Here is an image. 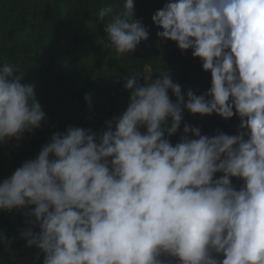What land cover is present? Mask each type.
I'll list each match as a JSON object with an SVG mask.
<instances>
[{
    "label": "clouds",
    "instance_id": "9594fccd",
    "mask_svg": "<svg viewBox=\"0 0 264 264\" xmlns=\"http://www.w3.org/2000/svg\"><path fill=\"white\" fill-rule=\"evenodd\" d=\"M106 17L116 55L149 40L134 0L100 7ZM151 21L159 40L199 59L210 88L182 91L167 70L125 76L126 109L99 135L53 132L0 181V212L32 218L21 236L42 264H264V0H167ZM185 111L239 125L202 134ZM45 119L35 85L0 66V144ZM0 243L13 240L0 233Z\"/></svg>",
    "mask_w": 264,
    "mask_h": 264
},
{
    "label": "trees",
    "instance_id": "16d2710c",
    "mask_svg": "<svg viewBox=\"0 0 264 264\" xmlns=\"http://www.w3.org/2000/svg\"><path fill=\"white\" fill-rule=\"evenodd\" d=\"M166 2L134 0V17L149 30V40L135 52L118 56L108 47L103 31L110 18L100 22L97 14L100 7L122 5L123 0H0V66L13 63L24 73V82L35 85L36 98L46 113L40 128L0 144V181L34 159L53 132H63L68 125L92 128L99 135L104 121L127 107L125 76L150 69L155 78L167 70L182 91L192 88L199 95L210 88L211 74L203 71L191 50L182 53L175 42L156 37L151 16ZM86 94L91 95V108L84 100ZM184 122L199 126L202 134L220 129L231 135L239 118L226 121L216 114L201 117L185 111ZM182 134L183 123L171 141L175 143ZM233 183L240 182L233 178ZM31 219L21 212H0V233L13 240L8 250L0 243V264H42L43 255L35 247H26L21 236L31 227Z\"/></svg>",
    "mask_w": 264,
    "mask_h": 264
},
{
    "label": "water",
    "instance_id": "95a60500",
    "mask_svg": "<svg viewBox=\"0 0 264 264\" xmlns=\"http://www.w3.org/2000/svg\"><path fill=\"white\" fill-rule=\"evenodd\" d=\"M7 213V212H6Z\"/></svg>",
    "mask_w": 264,
    "mask_h": 264
}]
</instances>
